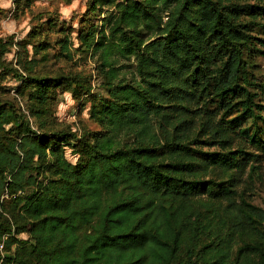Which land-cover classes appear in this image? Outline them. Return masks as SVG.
Here are the masks:
<instances>
[{
    "label": "trees",
    "instance_id": "16d2710c",
    "mask_svg": "<svg viewBox=\"0 0 264 264\" xmlns=\"http://www.w3.org/2000/svg\"><path fill=\"white\" fill-rule=\"evenodd\" d=\"M93 2L115 7L97 39L84 38L103 53L109 96L91 114L101 135L92 142L71 131L38 133L24 114L9 132L0 104V243L14 248L0 254L1 264H264V207L238 200L233 177H202L210 168L242 170L255 158L231 149L235 134L264 154L257 112L264 111L257 101H264V84L251 71L264 39L241 19L253 5ZM112 43L136 58L139 81L119 78ZM0 67L30 85L39 103L60 81L23 76L3 61ZM193 103L205 110L198 131L208 140L188 134ZM249 118L253 126H242ZM72 138L81 146L76 163L64 153Z\"/></svg>",
    "mask_w": 264,
    "mask_h": 264
},
{
    "label": "rangeland",
    "instance_id": "374dc122",
    "mask_svg": "<svg viewBox=\"0 0 264 264\" xmlns=\"http://www.w3.org/2000/svg\"><path fill=\"white\" fill-rule=\"evenodd\" d=\"M237 1L253 5V13L243 14L241 19L250 24L252 35L264 39V0ZM114 11V6L94 3L93 0H12L10 6L0 7V44L6 47L0 54V61L16 68L23 76L28 74L60 79L59 84L49 88L47 101L39 103L31 98L30 85L13 72H5L0 67V104L9 119V123L5 124L6 130H19L17 121L24 114L38 133L50 135L52 132L71 131L78 138L92 142L101 135L103 126L91 114L93 105L99 103V97L109 96L105 87L107 78L102 65L103 53L88 48L84 38L90 34V40H96L104 26V19ZM106 34L111 38L108 30ZM112 45L119 78L139 81L136 58L121 55L116 51V43ZM257 47L264 50L260 44ZM251 71L255 80L264 84V53H253ZM257 101L264 103L260 99ZM197 107L195 103L190 107L188 134L192 139L208 140V134L202 136L198 131L206 116L205 110ZM257 112L264 116V111ZM255 121L261 125L260 120ZM253 124V119L249 118L242 126L251 128ZM51 139L52 142L57 141L52 135ZM76 139H70L64 147L66 158L73 163L80 157L81 146ZM198 145L203 150L221 149L215 144L194 143L191 146ZM235 148H244L255 154V158L250 159L242 170L224 173L220 169L210 168L202 177L218 180L233 177L238 200L244 197L264 207V154L239 133L235 134L232 142L231 149ZM43 176H47L46 173ZM19 237L27 238V235L21 233ZM13 252L12 247L10 250H0L1 256L12 255Z\"/></svg>",
    "mask_w": 264,
    "mask_h": 264
},
{
    "label": "clouds",
    "instance_id": "9594fccd",
    "mask_svg": "<svg viewBox=\"0 0 264 264\" xmlns=\"http://www.w3.org/2000/svg\"><path fill=\"white\" fill-rule=\"evenodd\" d=\"M11 3H12V0H0V7H8L11 5Z\"/></svg>",
    "mask_w": 264,
    "mask_h": 264
},
{
    "label": "built area",
    "instance_id": "2783aa9c",
    "mask_svg": "<svg viewBox=\"0 0 264 264\" xmlns=\"http://www.w3.org/2000/svg\"><path fill=\"white\" fill-rule=\"evenodd\" d=\"M3 248H4V244L0 243V250H3ZM0 264H1V261H0Z\"/></svg>",
    "mask_w": 264,
    "mask_h": 264
}]
</instances>
